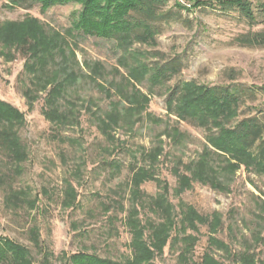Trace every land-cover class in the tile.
<instances>
[{
  "label": "rangeland",
  "instance_id": "374dc122",
  "mask_svg": "<svg viewBox=\"0 0 264 264\" xmlns=\"http://www.w3.org/2000/svg\"><path fill=\"white\" fill-rule=\"evenodd\" d=\"M252 1L254 25L237 9L165 0L172 18L113 37L78 27L82 1L0 0V99L22 111L0 117V243L11 237L33 264L81 251L124 263L127 216L156 198L134 216L140 228L162 234L165 210L182 219L189 203L208 215L187 230L200 237L194 260L210 249L221 264H264V164L239 144L250 119L264 122V46L235 40L264 28V0ZM172 63L158 82L144 72ZM185 82L238 88L241 101L219 106L216 123L189 122L172 111L197 94L179 97ZM181 251L173 240L155 261L192 264Z\"/></svg>",
  "mask_w": 264,
  "mask_h": 264
},
{
  "label": "trees",
  "instance_id": "16d2710c",
  "mask_svg": "<svg viewBox=\"0 0 264 264\" xmlns=\"http://www.w3.org/2000/svg\"><path fill=\"white\" fill-rule=\"evenodd\" d=\"M37 1L44 2L46 7H48L50 5L56 4L59 1L65 2L66 0ZM78 1H82L84 4V7L80 13L81 19L78 27H80L86 33L98 34L100 36H110L112 34L114 37L115 35L117 36L119 32H126L128 30L131 31L133 28L137 27H144L145 31H148V28L150 30L151 24L154 21L169 20V18H172L170 12H163L161 10V7L165 4V0ZM209 5L218 6L223 11L237 9L250 25L257 23V16L253 9L252 0H196L194 7H206ZM260 6L264 11L263 2L260 3ZM235 40L241 45L264 46V28L257 31H248L246 33H242L237 36ZM158 66L159 67H157V69L144 68V72L146 74L149 71L154 70L151 76L155 82H158L167 75L176 73L177 70H179L178 66L173 65V63ZM195 89H197L196 95L185 100L178 106L175 105L176 107L174 106L175 109H172V111L176 112L179 117L202 126H205L209 121L212 124L220 120V114L218 110L219 106L225 104L228 105L231 102L241 101V93L238 88H213L208 86H198L196 84L193 85L190 82H185L181 87L178 85L175 88V92H179V97H186L189 96V94H191ZM224 90H228L227 95L223 94ZM205 97L210 99L207 106H205ZM225 97L227 100L224 99ZM170 106H172V103H170ZM19 113H22L20 109L16 110L13 104L6 103V101L0 99V117H5L4 115L11 117L13 114L17 116ZM239 137L242 138L239 140V144L243 150L255 154V156L264 164V122L257 117L250 119L248 125L246 126V132L241 134ZM120 149H124L123 145L120 146ZM254 149H257V152ZM115 162L116 161L111 164L114 168L116 167ZM145 176L147 175L145 174ZM144 180L150 181L154 180V178L150 175L149 177L147 176V178L144 177L143 181ZM160 196L158 198H160ZM144 199L145 198L142 197L136 198V210H130L131 214L130 216H127L125 221V223L131 226L129 229L132 232L130 247L135 257L134 260H129L124 263L114 262L112 260L101 258L97 256V254L81 251L72 255L70 262H72V264H157L155 261L157 255L163 254L169 242H173L174 240L181 243L182 251L180 256L184 255L188 260L191 261L192 264H221L210 257V249H208V251L203 254L200 261L194 260L195 245L197 242H199L200 237L194 233H188L187 230L191 229L197 231L195 222L198 221L202 223L205 221V217L208 216L207 214L205 215L200 213L199 210L192 204L183 203L180 201L179 207L183 212L182 219L177 218L175 220L172 216V213L169 215L167 210L164 212V219L169 216L172 218L169 219L168 223V225H171L172 227V233L170 232L169 235H166V238H164L163 232H167L169 229L167 223H163L162 228L160 227L161 229H159L162 231V234L158 230H154L155 224L152 222L148 224L146 223L144 225L140 224L141 228L139 227L138 224L140 223L141 219H135L134 216H137L136 214L141 213L142 207L144 208L148 205V207L152 208L153 210H158L160 208L158 207L160 205V201L157 202L156 198H151L152 201H146V203ZM165 199L166 204H168L169 202L167 201V198ZM67 201H69L68 196L64 202ZM75 202L76 203L72 208L78 206V200ZM148 230H150L148 233L150 236H147ZM173 231L175 234H173ZM209 240L210 243L215 242L217 245H221V241L218 240L217 237L209 236ZM0 261L6 264L34 263L29 257V251H27L23 245L12 240L11 237L1 241L0 243ZM70 262H67V264H70ZM44 263H46V260H44Z\"/></svg>",
  "mask_w": 264,
  "mask_h": 264
}]
</instances>
